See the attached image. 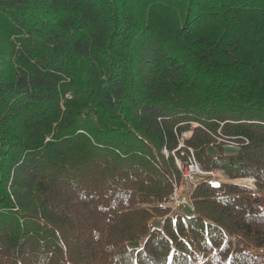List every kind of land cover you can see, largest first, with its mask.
I'll use <instances>...</instances> for the list:
<instances>
[{
    "label": "trees",
    "instance_id": "16d2710c",
    "mask_svg": "<svg viewBox=\"0 0 264 264\" xmlns=\"http://www.w3.org/2000/svg\"><path fill=\"white\" fill-rule=\"evenodd\" d=\"M185 130L256 189L201 183L170 215ZM253 249L264 0H0V264H264Z\"/></svg>",
    "mask_w": 264,
    "mask_h": 264
},
{
    "label": "built area",
    "instance_id": "2783aa9c",
    "mask_svg": "<svg viewBox=\"0 0 264 264\" xmlns=\"http://www.w3.org/2000/svg\"><path fill=\"white\" fill-rule=\"evenodd\" d=\"M197 125H198L197 123L193 124V126H197ZM181 135L179 136V139ZM190 135L191 132L183 133V137L180 139L178 147L175 150L170 152L167 148L164 149V153L167 156H169L171 153L175 158L177 166L181 171L182 181L188 184V186L191 189H194L201 183H208L212 188H220L223 183H236L234 182L235 179L228 178L229 180H227L225 174L220 169L204 168L196 158L192 147H187V149H183L186 147L184 144V138L189 137ZM230 144L238 147L237 143L235 142H231ZM246 182L249 183V186L253 188L255 187L254 178H247ZM172 186H173V191L172 194L170 195V199L168 203L169 205H171L172 216H176L179 213V210H183L186 208L190 209L191 211H194L195 208L193 204L191 190L190 191L189 189L185 190L183 188V185L177 181L175 176H173L172 179Z\"/></svg>",
    "mask_w": 264,
    "mask_h": 264
},
{
    "label": "rangeland",
    "instance_id": "374dc122",
    "mask_svg": "<svg viewBox=\"0 0 264 264\" xmlns=\"http://www.w3.org/2000/svg\"><path fill=\"white\" fill-rule=\"evenodd\" d=\"M189 133V132H191V135L189 136V137H185L184 138V144H185V148H183V149H187V147H191V146H189L188 144H187V142H186V140L187 139H189L191 136H192V131L191 130H185V131H183L182 132V135H181V137H180V139L183 137V133ZM179 135V136H180ZM220 138V137H219ZM217 139L216 138V140H217V142L215 141L214 143L215 144H217V146L218 145H221L226 151H229V150H231V149H237V146H235V145H232V144H230L232 141L231 140H224V139ZM180 139H179V142H180ZM219 143V144H218ZM194 150V149H193ZM163 152H164V150H163ZM194 154H195V151H194ZM166 155V154H165ZM167 156V155H166ZM196 156V155H195ZM168 157V156H167ZM185 159H186V157H185ZM174 160H175V158H174ZM183 161H185V160H183ZM175 163H176V160H175ZM176 165H177V163H176ZM178 167V166H177ZM178 171H179V175H174L175 176V178L177 179V181L179 182V183H181L182 185H183V188L185 189V190H188L189 189V191L191 190V192L193 191V189H191L189 186H188V184H186L184 181H182V176H181V171L179 170V168H178ZM224 173V172H223ZM226 176V175H225ZM226 179L227 180H229L228 179V177H226ZM246 179L247 178H238V179H235L234 180V182H236V183H239V184H247V185H249V183H247L246 182ZM238 180H242V181H238ZM253 185V184H252ZM254 188H256L257 186H256V184H255V182H254ZM173 191V190H172ZM172 194V193H171ZM169 203V201H167L166 203H165V205H167V206H169L170 207V209H171V205H169L168 204ZM184 211V214L185 215H188V214H190V213H192V211L190 210V209H188V208H186V209H183ZM181 210H179V212H180ZM172 213V209H171V212L169 213L170 215H172L171 214ZM163 220V219H162ZM254 250V252H256V253H260V254H262V253H264V250H258V249H253Z\"/></svg>",
    "mask_w": 264,
    "mask_h": 264
},
{
    "label": "bare ground",
    "instance_id": "6f19581e",
    "mask_svg": "<svg viewBox=\"0 0 264 264\" xmlns=\"http://www.w3.org/2000/svg\"><path fill=\"white\" fill-rule=\"evenodd\" d=\"M239 182L242 181V180H238Z\"/></svg>",
    "mask_w": 264,
    "mask_h": 264
}]
</instances>
